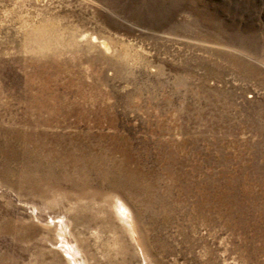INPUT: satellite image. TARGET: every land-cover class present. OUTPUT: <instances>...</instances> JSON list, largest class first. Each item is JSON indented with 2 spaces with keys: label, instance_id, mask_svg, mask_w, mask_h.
<instances>
[{
  "label": "rangeland",
  "instance_id": "1",
  "mask_svg": "<svg viewBox=\"0 0 264 264\" xmlns=\"http://www.w3.org/2000/svg\"><path fill=\"white\" fill-rule=\"evenodd\" d=\"M65 241L264 264V0H0V264Z\"/></svg>",
  "mask_w": 264,
  "mask_h": 264
},
{
  "label": "bare ground",
  "instance_id": "2",
  "mask_svg": "<svg viewBox=\"0 0 264 264\" xmlns=\"http://www.w3.org/2000/svg\"><path fill=\"white\" fill-rule=\"evenodd\" d=\"M102 45L105 48H107L106 43H102ZM115 208H116L115 209L116 210V216L118 217V219L122 222V224L126 228V230L129 233H131L132 237L134 239H136V241L139 243L140 242V238H139L138 228H137L136 222H135V220H134V218H133L130 210L126 206V204L123 203V202H121V204L116 205ZM62 246L64 248L66 246L68 247L67 249L65 248L64 251L70 257V260H69L70 264H83V262L81 261V259L80 258L78 259V255H79V249L78 248L79 247L77 245L74 246L75 248H73L70 244H68L65 241V243ZM70 250L73 252L72 255L70 254ZM76 257H77V259H76ZM144 262H145V264H148L145 260H144Z\"/></svg>",
  "mask_w": 264,
  "mask_h": 264
}]
</instances>
